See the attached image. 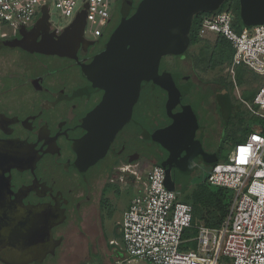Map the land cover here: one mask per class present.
Here are the masks:
<instances>
[{"label":"flooded vegetation","instance_id":"flooded-vegetation-1","mask_svg":"<svg viewBox=\"0 0 264 264\" xmlns=\"http://www.w3.org/2000/svg\"><path fill=\"white\" fill-rule=\"evenodd\" d=\"M119 5V13L116 9L112 12L101 35L92 40L84 33V42L69 56L40 51V44L54 45L62 33L51 28L49 18L47 24L22 27L0 40V231L20 227L31 239L28 250L33 258L19 264H118L126 255L115 244L119 222L111 228L112 236L105 229V223L112 219L107 209L113 186L139 185L154 166L169 159L170 153L162 145L152 143L155 131L173 123L166 109L168 93L153 82H143L132 118L116 135L106 156L86 168L77 162L87 135L85 120L105 95L93 86L84 69L106 50L122 19L129 18L138 3ZM168 57L161 61L160 74H178L179 86L190 88L173 113L193 107L187 98L197 83L201 105L208 115L216 117L206 99L212 87L188 70L167 71L164 61ZM183 63L180 69H189L190 61ZM193 109L200 125L196 139L202 138L204 151L211 154L204 146L209 136L202 129V118ZM221 127L222 122L210 135L215 136ZM195 163L208 171L212 166L201 155ZM169 172L171 183L178 188L184 173L174 167ZM48 225L44 236L50 235L51 240L40 246L39 233ZM14 238L12 243L0 241V264H9L1 257L9 249L21 252L22 244Z\"/></svg>","mask_w":264,"mask_h":264},{"label":"built area","instance_id":"built-area-1","mask_svg":"<svg viewBox=\"0 0 264 264\" xmlns=\"http://www.w3.org/2000/svg\"><path fill=\"white\" fill-rule=\"evenodd\" d=\"M119 1L0 0V40L35 25L45 7L51 28L63 33L87 4L84 36L97 39ZM53 10L58 12L57 24L52 22ZM64 19L70 22L61 27ZM233 24L230 13H210L202 20L199 37L216 35L231 43L234 57L226 71L236 87L239 66L262 78L254 98L256 107L243 103L251 115L264 121V25L245 27L238 33ZM206 183L233 192L230 214L220 228L200 225L195 239L184 240L185 231L193 228V208L167 187L165 169L154 166L139 183L141 191L123 216L122 249L126 255L118 264L131 260L148 264H264V128L256 125L246 141L233 147L228 162L212 166ZM190 241H196L197 247L181 251Z\"/></svg>","mask_w":264,"mask_h":264},{"label":"water","instance_id":"water-1","mask_svg":"<svg viewBox=\"0 0 264 264\" xmlns=\"http://www.w3.org/2000/svg\"><path fill=\"white\" fill-rule=\"evenodd\" d=\"M130 1L132 4L133 0ZM225 1L227 0H142L133 15L122 19L106 50L84 69V74L93 86L103 90L105 95L101 104L88 115L84 123L87 135L79 147L81 150L77 160L81 168L94 165L106 156L116 135L132 118L143 82H153L168 93L166 109L173 123L152 135L153 142L162 145L170 153L168 161L161 165L166 171L167 187L176 192L175 183L170 181V167L190 173L197 167L195 159L200 155L208 164H216L217 154L206 153L203 139H196L200 125L199 116L193 107L186 106L182 112L173 113L189 94L190 88L179 86L178 74H160L159 70L163 58L185 55L190 46L195 16L217 12ZM87 9L88 4L74 23L57 37L54 45L40 44V51L61 56H69L73 50L76 52L78 45L84 42ZM240 15L245 27L264 25V0H240ZM48 18L45 7L35 27L47 24ZM182 153H185L183 157ZM49 225L44 228V232L39 233L40 246L45 240H51L50 235L49 238L44 236L49 231ZM22 230L20 227H4L0 231L1 243H12L14 236H17L23 247L21 252L9 249L1 255L9 264L25 263L33 258L34 254L28 250L32 245L31 239ZM47 253L48 250L44 255Z\"/></svg>","mask_w":264,"mask_h":264},{"label":"rangeland","instance_id":"rangeland-1","mask_svg":"<svg viewBox=\"0 0 264 264\" xmlns=\"http://www.w3.org/2000/svg\"><path fill=\"white\" fill-rule=\"evenodd\" d=\"M121 2L123 1L120 0L119 3ZM115 8L118 12L120 5L117 4ZM52 14H53L52 22L54 24L59 23L60 20L56 16L58 12L53 10ZM118 15L119 14L117 13L115 14L116 21L118 20ZM69 22H70L69 19L67 20L64 19L63 23L62 24L60 23V25L61 27H64L67 24H69ZM241 30H242V27L240 26L238 28V31H241ZM217 38L218 36L211 35L205 38V40L211 43H214ZM198 51L199 50L196 47V48H191L188 54H185L180 59L172 58L173 56L168 57L166 61H164V64H167V65H164V68L167 71H171V72L177 71V72H182V73H184L183 72L184 70H188L190 74L197 75L200 78V81L202 83L204 84L206 83L213 88L217 87L215 84L212 83L214 82V79L216 81L215 83H218L220 85H227L230 87V85L232 84L234 88L233 95L234 97L237 98L239 104H241L242 101H246L250 106L256 107L254 105V98L256 96V92L254 91L253 88H249L247 85L238 84L237 85V88L239 91L238 92L236 90V86L234 82L232 81L231 75L228 74L226 71L228 66L222 72L219 70L210 71L208 70V67H207L208 64H206L205 62L202 63L198 57H194V55H196ZM185 59L190 61L189 69H180V66L182 65L181 63H183ZM177 64L178 65L181 64V65L178 66ZM198 86H200V84L197 85V83H195V86L192 88L193 89L192 93L187 98L188 103L192 104L193 107L198 111L199 115L202 118L201 120V124L203 127L202 129L204 133H207L209 136L206 138L204 142V146L206 150L211 154H218L219 156L218 158L220 162H224L225 159L229 156L233 147L237 143L242 142L243 140L242 138H239L238 140L233 141L231 143L228 142L223 132L224 126L218 130L219 132L215 136L212 137L210 135V132H213V130L218 127V125L222 121V118L219 116L218 110L214 108L213 110L217 111L215 112L216 117H213L212 115H208L206 113L203 105H201L200 95L198 91H195L197 90L196 87ZM239 96H240V99L238 98ZM211 105H212V102H211ZM241 110L244 112L243 116L246 115L245 117L247 119L256 118L251 115L247 106L243 103L241 105ZM261 121L263 122L262 126H264V121L261 119H258V122H261ZM208 172L209 171L207 170V167L200 168L199 166H197L195 170H193L192 172L184 173L183 176H181V178L178 180V184H179L178 188H176V184H175V191H176L178 200L181 202H186L187 204L188 203L191 204V206H193V208H195L196 210L195 215H197L196 213L198 212L204 211L205 207H208L210 205L212 194L215 193V190L219 189L217 187H211L210 185L205 183ZM138 193H139L138 185H132V184L123 185L119 183L116 186H113L112 194L114 195L113 196L114 198L112 199L111 206H109L108 207L109 209H107V213H109V218L111 216L112 219L108 221L109 223H105L106 233L109 236H112L110 230L113 227V225H116V222L119 221V219H121L123 213L129 209L131 201L138 195ZM231 193L233 194V192ZM196 218L199 221L198 215ZM200 225H202V223L197 222L196 225H194L192 229H189L186 231L188 232L186 236L188 238H191L193 234L196 232L195 230H197V227ZM116 231L117 232H116L115 238H117V240L119 241V245L124 247L122 234H120L119 229H117ZM194 248L195 246H193V243H188V244H184L181 246V251H186L188 249H194ZM125 264H148V263L145 261H140V260H136V261L131 260L129 262H126Z\"/></svg>","mask_w":264,"mask_h":264},{"label":"trees","instance_id":"trees-1","mask_svg":"<svg viewBox=\"0 0 264 264\" xmlns=\"http://www.w3.org/2000/svg\"><path fill=\"white\" fill-rule=\"evenodd\" d=\"M141 1L142 0H138V1L136 0L138 4ZM121 3H131V1L124 0ZM217 12L230 13L234 18L233 26L237 32H241L245 28L241 15H240V0L225 1L222 7L220 8V10ZM207 15H210V13L208 14L200 13L197 16H195L192 29H191V33H190V46L186 53L188 54L191 48L197 47L199 51L196 55H194V57H198L202 63L205 62L206 64H208L207 66L208 70L210 71L219 70L222 72L227 66L231 65L233 57H234V50L232 48L231 43L223 37L218 36V38L216 39L214 43H211L199 37V31H200L202 20ZM126 18H128V16H126ZM240 26L242 27V30L238 31V28ZM215 82L216 81L214 79V82L212 83L215 84L217 88H219L217 92L215 91L216 92L215 93L216 94L215 95V99H216L215 108L216 110H218L219 116L222 118V122L224 124L223 132L227 138V141L231 143L233 141L238 140L239 138H242L243 141H246L248 137L250 136V134L255 131L256 125L262 126L263 122L262 121H261L262 123L258 122V119L256 118L247 119L245 117L246 115L243 116L244 112L241 110L242 103L239 104L236 97H234L233 95L234 88L232 84L229 87L227 85H220ZM236 82L237 84L247 85L249 88H253L257 94V91L262 83V78L254 74L247 67L239 66L236 69ZM213 95L214 93L211 92L209 95L206 96V99H210V97H213ZM262 127L264 128V126ZM218 157L219 156L217 154L216 164L221 163ZM224 162H228V157L225 159ZM205 183H206V180H205ZM232 200H233V194L231 193V191L227 189H223V188H219L215 190V193L212 194L210 205L208 207H205L204 211L196 213L199 216V221L196 218L197 215H195L196 210L192 206L193 226L196 225L197 222H201L202 225L208 228H212V229L220 228L230 214ZM186 231L184 234V240L195 239L198 236V231L195 230L196 232L193 234V236L191 238H188L186 236L188 232ZM188 243H193V246H195V248L197 247L196 241H190ZM188 243H185V244H188Z\"/></svg>","mask_w":264,"mask_h":264},{"label":"crops","instance_id":"crops-1","mask_svg":"<svg viewBox=\"0 0 264 264\" xmlns=\"http://www.w3.org/2000/svg\"><path fill=\"white\" fill-rule=\"evenodd\" d=\"M210 36H211V35H210ZM237 85H238V84H237ZM211 89H212V91H209V92H208V95H209L211 92H213L214 95H213V97H210V99H207V104H208V105H211V102H212L211 107L214 108V109H216V108H215V103H216V99H215V95H216V94H215V93L217 92V90H218L219 88H217V87H216V88H213V87H212ZM236 90L238 91V88H237V87H236ZM215 91H216V92H215ZM238 92H239V91H238ZM238 98L240 99V96H239ZM236 99H237V98H236ZM243 102H244V101H242L241 103H243ZM245 102H246V101H245ZM243 104H244V103H243ZM215 112H217V111H215ZM221 122H222V121H221ZM221 122H220V123H221ZM222 123H223V122H222ZM223 126H224V124H223ZM155 132H156V131H155ZM155 132H154V133H155ZM152 143H153V144H157V143L153 142V140H152ZM161 165H162V164H159V166H161ZM211 167H212V166H211ZM209 171H210V170H209ZM208 173H209V172H208ZM120 184H123V183H120ZM170 184H171V183H170ZM123 185H124V184H123ZM135 185H138V182H137ZM138 190H139V193H140L141 188L138 187ZM110 193H111V192H110ZM112 193H113V192H112ZM112 193H111V197L114 198V197H113L114 195H113ZM139 193H138V194H139ZM131 202H132V201H131ZM130 205H131V204H130ZM129 208H130V207H129ZM126 211H127V210H126ZM126 211H125V212H126ZM125 212L123 213L121 219H119V221H118V222H119V225H118L117 227H118V229H119V231H120V234H122V232H121V223H122L123 216H124ZM117 243H119V242L117 241ZM117 243H116V241H115V244L117 245V246H116L117 248H122V247H123V246H120V245L117 244ZM124 258H125V257H122L121 259H124ZM121 259H120V260H121Z\"/></svg>","mask_w":264,"mask_h":264},{"label":"clouds","instance_id":"clouds-1","mask_svg":"<svg viewBox=\"0 0 264 264\" xmlns=\"http://www.w3.org/2000/svg\"><path fill=\"white\" fill-rule=\"evenodd\" d=\"M157 166H159V165H157Z\"/></svg>","mask_w":264,"mask_h":264}]
</instances>
